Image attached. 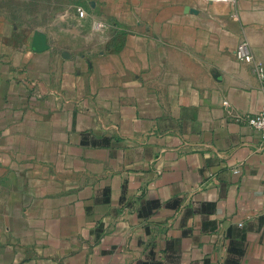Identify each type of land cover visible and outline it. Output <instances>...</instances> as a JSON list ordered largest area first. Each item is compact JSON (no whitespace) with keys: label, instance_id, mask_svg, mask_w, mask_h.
I'll list each match as a JSON object with an SVG mask.
<instances>
[{"label":"crops","instance_id":"1","mask_svg":"<svg viewBox=\"0 0 264 264\" xmlns=\"http://www.w3.org/2000/svg\"><path fill=\"white\" fill-rule=\"evenodd\" d=\"M244 40L264 0H0V264H264Z\"/></svg>","mask_w":264,"mask_h":264},{"label":"built area","instance_id":"2","mask_svg":"<svg viewBox=\"0 0 264 264\" xmlns=\"http://www.w3.org/2000/svg\"><path fill=\"white\" fill-rule=\"evenodd\" d=\"M210 1H223L228 2L232 0H210ZM76 12L80 17H86L87 12L83 7H77ZM236 57L239 61L250 64L261 81H264V65L255 59L252 51V47L247 40L241 41L236 49ZM225 106H228V102H225ZM251 127H253L261 136L264 142V106L261 110L254 114L248 115L243 118Z\"/></svg>","mask_w":264,"mask_h":264},{"label":"rangeland","instance_id":"3","mask_svg":"<svg viewBox=\"0 0 264 264\" xmlns=\"http://www.w3.org/2000/svg\"><path fill=\"white\" fill-rule=\"evenodd\" d=\"M79 7V6H78ZM77 8V7H76Z\"/></svg>","mask_w":264,"mask_h":264}]
</instances>
